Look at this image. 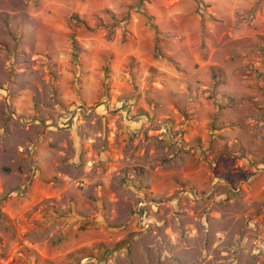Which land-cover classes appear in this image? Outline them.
<instances>
[{"label":"rangeland","instance_id":"obj_1","mask_svg":"<svg viewBox=\"0 0 264 264\" xmlns=\"http://www.w3.org/2000/svg\"><path fill=\"white\" fill-rule=\"evenodd\" d=\"M189 2L0 0V264H264V0Z\"/></svg>","mask_w":264,"mask_h":264},{"label":"crops","instance_id":"obj_2","mask_svg":"<svg viewBox=\"0 0 264 264\" xmlns=\"http://www.w3.org/2000/svg\"><path fill=\"white\" fill-rule=\"evenodd\" d=\"M168 0H160V2L166 3ZM187 1L189 3V13L191 11H194V4H192L191 2H189V0H184ZM204 3L206 4H210L211 6V10H215L217 12V14L220 13V15H222L221 17H225L226 19L229 18H235L237 11L241 10V4L243 2V0H203ZM176 6V5H175ZM220 6V9H216L217 7ZM169 13H171V17L173 20H178L179 17L181 16L180 13V9H178L177 7H174V9H170L168 10Z\"/></svg>","mask_w":264,"mask_h":264}]
</instances>
